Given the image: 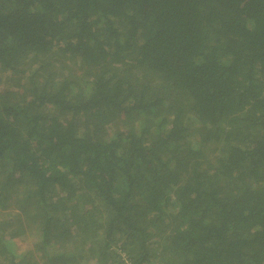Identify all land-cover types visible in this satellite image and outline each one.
Masks as SVG:
<instances>
[{
    "label": "trees",
    "instance_id": "1",
    "mask_svg": "<svg viewBox=\"0 0 264 264\" xmlns=\"http://www.w3.org/2000/svg\"><path fill=\"white\" fill-rule=\"evenodd\" d=\"M0 264H264V0H0Z\"/></svg>",
    "mask_w": 264,
    "mask_h": 264
},
{
    "label": "rangeland",
    "instance_id": "2",
    "mask_svg": "<svg viewBox=\"0 0 264 264\" xmlns=\"http://www.w3.org/2000/svg\"><path fill=\"white\" fill-rule=\"evenodd\" d=\"M190 134L196 135L192 131L190 132ZM13 242L15 243L14 249L16 250L17 253H22V252L27 251L30 246L28 239H26V235L24 236V238H16Z\"/></svg>",
    "mask_w": 264,
    "mask_h": 264
},
{
    "label": "bare ground",
    "instance_id": "3",
    "mask_svg": "<svg viewBox=\"0 0 264 264\" xmlns=\"http://www.w3.org/2000/svg\"><path fill=\"white\" fill-rule=\"evenodd\" d=\"M19 251V250H18Z\"/></svg>",
    "mask_w": 264,
    "mask_h": 264
}]
</instances>
